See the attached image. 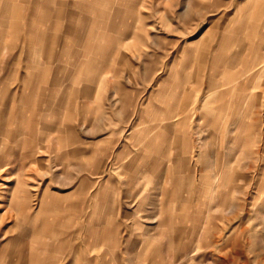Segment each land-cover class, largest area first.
Masks as SVG:
<instances>
[{
	"label": "rangeland",
	"instance_id": "1",
	"mask_svg": "<svg viewBox=\"0 0 264 264\" xmlns=\"http://www.w3.org/2000/svg\"><path fill=\"white\" fill-rule=\"evenodd\" d=\"M1 1L24 14L0 51V264L31 243L42 264H264V0H99L114 25L65 0L73 53L33 114L41 11Z\"/></svg>",
	"mask_w": 264,
	"mask_h": 264
},
{
	"label": "crops",
	"instance_id": "2",
	"mask_svg": "<svg viewBox=\"0 0 264 264\" xmlns=\"http://www.w3.org/2000/svg\"><path fill=\"white\" fill-rule=\"evenodd\" d=\"M26 2L27 0H25V3ZM14 5L15 4L12 2L0 0V51H2L4 48V41H3L4 38H9V39L12 38L14 40V38H16L18 35L17 29L19 26V19H21V16L24 13L22 14L21 10L17 7H14ZM67 5L68 3L65 0H39V1L37 0L33 4L34 9L41 11V13L39 14V17L37 18V22H32V23L27 22L25 24V33L23 36L25 43L29 46L35 45V43L37 44L36 46L37 50L34 52L33 58L36 59V57L38 56V57H43L45 59L43 63L38 61L37 64L34 62L28 64V72L25 74V80H24L25 81V102H26L25 104H31L29 105L30 114L36 113V111L38 110V105H39L38 100L40 97V93L41 91L44 90L43 84L47 82L46 75H48L49 73V70H48L49 66L46 64L47 61L49 62L51 59H53L55 62H57V67H60L61 58H63V56L69 57L73 53V51H71L70 49L68 50L66 48L64 49V53H63V50H61L59 53H56V50H55V46L61 39L60 35H61V26H62V19H63V10L65 11V8H68ZM74 5L79 11L85 12L86 15L82 17H86L85 19L87 20L91 18L90 16L91 13L95 14L96 17H99V19L95 18L97 22L96 21L93 22L96 25L98 24L114 25L115 24L113 21L112 22L108 21L110 20V13H107V9L104 7V4L102 1L93 0L91 3H87L83 1L81 3H77ZM25 10H30V9H28V7L26 6ZM118 16L122 18V16L124 15H122L121 13L117 15L116 17ZM50 18L52 19V22H50L48 26L52 25L51 29L49 28L48 30L47 28L40 27L43 25L46 26L45 23ZM71 18L74 19L75 15L74 16L72 15ZM81 20L84 21V19H81ZM124 20H126V18H124ZM82 25H85V23H81L76 26L74 25L75 29L73 28V25H71L70 28L67 29L66 36L69 34L73 38H80V35H78V33H82L86 35L88 33L87 30H85V32L79 31V28L83 27ZM35 26H37L36 31H35ZM10 28H11V31L9 30ZM100 35L104 36L105 33L101 32ZM70 37L68 39H65V41H67L66 44L68 45L70 44L72 46L74 43V40H72L71 39L72 37L71 38ZM79 40H81V38ZM85 40L88 41L87 39ZM86 50H88L87 47H86ZM88 53L91 54L90 52ZM89 54L84 55L82 51L81 56L82 55H84L85 57L92 56V54L91 55ZM3 82L4 80L0 78V85ZM6 89L0 86V93L2 94V96L6 93L4 91ZM102 215H104V213H102ZM102 215L98 216V220L100 223L99 225L101 227L99 228V231H96L93 228H89L88 230L89 234L90 233L92 234V238L94 239L95 242L96 240H99L101 238H102L101 239L102 241H105L107 235H109V239H110L112 237L111 235L114 234L111 229L106 228L107 223L105 222V217ZM105 216L107 215L105 214ZM29 249L31 252L26 257V260H28L26 264H42L43 262H45L44 259H42V257H40V255L37 253V249H39L38 244L35 245L34 243H31L29 245ZM21 256L23 257L22 262H24L21 264H25V256L23 254ZM47 260L49 261L50 264H57L56 260L54 261L49 260V259ZM77 263H78L77 259L76 260L73 259V261L70 264H77Z\"/></svg>",
	"mask_w": 264,
	"mask_h": 264
}]
</instances>
